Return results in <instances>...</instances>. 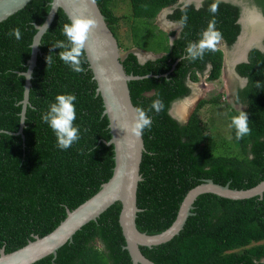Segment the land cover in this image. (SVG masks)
Wrapping results in <instances>:
<instances>
[{
	"label": "trees",
	"instance_id": "16d2710c",
	"mask_svg": "<svg viewBox=\"0 0 264 264\" xmlns=\"http://www.w3.org/2000/svg\"><path fill=\"white\" fill-rule=\"evenodd\" d=\"M51 1L31 0L0 22V252L2 248L11 252L36 235L52 231L68 209L98 192L114 171V145L106 142L112 136L109 118L103 112V98L97 93V81L86 53L82 58L85 71L76 73L59 59L61 49L52 46L57 39H66L61 29L70 19L62 8L42 37L25 126L23 134L19 133L25 90V75L20 72L28 68L36 24L46 19ZM117 1L97 0L120 47H124L125 69L138 75L153 74L130 81L133 102L145 110L157 98L164 103L160 113H147L152 126L143 133L146 148L141 163L143 179L138 187V206L142 209L137 216L138 228L155 234L174 222L187 192L206 178L238 189L264 180V51L254 48L250 61L238 68L249 79L239 98L247 102L244 111L251 134L238 140L233 129L240 154H220L198 113L205 103H218L219 99L201 101L187 122L171 113L173 103L190 93L189 77L198 81V72H203L208 64H212L211 80L221 76V48L206 52L203 60H181L187 44L197 41L213 19L208 11L213 0H206L200 8L191 4L175 9L171 19L181 21L186 16L187 21L172 46L167 33L153 20L179 0H123L130 6L127 14H118ZM253 1L264 12V0ZM239 17V6L219 1L216 28L230 45L241 31ZM142 26L145 30L140 33ZM16 27L21 30L20 40L8 35ZM159 36L163 38L156 43ZM134 48L165 54L141 62ZM49 54L53 63L47 66ZM64 93L76 96L74 126L79 127L81 137L69 149L60 150L41 114L57 94ZM121 209L122 204L117 201L97 220L78 230L57 255L50 254L32 264H133L124 247ZM140 247L158 264H264V196L231 199L214 193L201 194L178 235L159 245ZM239 248L244 250L238 252Z\"/></svg>",
	"mask_w": 264,
	"mask_h": 264
},
{
	"label": "water",
	"instance_id": "95a60500",
	"mask_svg": "<svg viewBox=\"0 0 264 264\" xmlns=\"http://www.w3.org/2000/svg\"><path fill=\"white\" fill-rule=\"evenodd\" d=\"M30 1L0 0V22L25 7ZM196 1L200 5L203 0ZM50 4L51 8L44 22L36 24L37 32L31 44L32 52L28 59V68L26 71L20 72L25 75V90L19 133L23 134L25 126L27 106L30 104L33 72L37 65L38 55L41 53V40L54 21L59 8L65 11L69 19L74 16L91 17L96 20V26L89 33L85 53L89 67L93 71V77L97 81V93L101 94L103 98V112L109 118L112 136L106 142L114 145L115 166L112 176L102 184L98 192L76 208L68 209L66 217L52 231L43 236L36 235L34 240H30L24 246L11 252H6L2 248L0 264H32L50 254L57 255L58 249L68 241L73 240L78 230L90 221L97 220L117 201L122 204L119 222L126 239L124 247L129 250L133 264H158L148 258L140 246L159 245L178 235L184 228L189 216L193 214L194 203L201 194L214 193L231 199H245L257 195L263 198L264 180L253 187L238 189L232 188L229 183L223 185L215 182L212 178H206L187 192L176 219L167 229L155 234L141 231L137 225L138 212L142 210L138 206V187L139 182L143 179L141 163L146 148L145 141L143 135L137 139L127 134L122 129V125L132 119L137 108L132 99L130 81L153 74L138 75L126 71L122 62L118 38L108 25L106 15L102 12L97 0H52ZM243 7L239 18L242 31L233 44V48L240 43L242 38L249 37L251 29H247V33H245L246 28L243 22L244 16L249 10L258 9L264 18V13L258 7L251 8L247 5ZM263 38L264 35L249 46L247 50L252 47L264 49ZM135 53L140 61L144 62L145 58L140 57L138 52L135 51ZM175 65L176 63L173 68Z\"/></svg>",
	"mask_w": 264,
	"mask_h": 264
},
{
	"label": "clouds",
	"instance_id": "9594fccd",
	"mask_svg": "<svg viewBox=\"0 0 264 264\" xmlns=\"http://www.w3.org/2000/svg\"><path fill=\"white\" fill-rule=\"evenodd\" d=\"M141 7L147 9L148 5H141ZM172 7L173 6L166 7L159 13V14L161 13L164 14L170 24H172V21L171 18H168L167 14L172 11ZM218 7H219V0H213V2L209 5L208 8V11L213 14V19L209 21L207 27L200 33V37L197 41L189 42L187 44L185 48L186 54L181 57V60H188L190 62L195 61L197 59L203 60L206 52H215L218 50V48H221L223 50V48L220 47L219 45L222 41V33L216 28L215 14L218 12ZM165 9L167 10L164 11ZM260 18L261 16L259 10L254 9L253 22L259 20ZM186 21H187V17L185 16L181 20V23L182 24L186 23ZM44 26L47 27V25ZM95 26H96V20L91 17L74 16L70 19V22L64 23L62 26L61 33L66 39L63 40L57 39L52 44L53 48L61 49V51L58 54L59 59L62 60L65 65L69 66L70 69L76 73H83L85 71L84 67L82 66L85 61L82 58L85 56L86 43L88 40L89 33ZM164 32H166L167 33L166 35H168L170 46L174 45L175 39L178 38L177 34H174L175 27L170 32L168 31H164ZM8 35L14 36L16 40H20L22 38L21 30L19 27L11 29L8 32ZM229 49L230 48L227 47L228 51ZM142 51H146V50H142ZM147 52H152V51H147ZM138 53L140 54V57H142L141 52ZM225 53L226 52H224V54ZM151 54L153 56L145 58L144 61L159 57V56L157 57L155 56L159 53L153 52ZM46 61H47V66H50L53 63V58L51 54H49L46 57ZM222 74H223V70L221 75ZM198 76H199L198 81H194L189 77L188 79L189 86H192V84H195L196 82L200 81L201 78L200 72H198ZM208 79L211 80L209 77ZM170 80L171 79H169V82ZM75 100H76V96L74 94L71 93L57 94L55 96L54 102L49 103L48 110L41 114L42 120L53 131L56 137V146L60 150L69 149L81 137L79 127L74 126V121L76 119V108L74 104ZM163 109H164V103L159 98L153 100L147 110L141 107H137L135 109L132 119L130 121H126L122 125V129L127 134L139 139L143 135L144 130L150 129L152 126V119L147 113L154 111L155 113L158 114L161 111H163ZM248 121H249L248 115L243 110H240L237 115H233L231 117V122L229 127L234 129L236 139L238 140L243 139L245 136L251 134V128L249 127ZM4 134L8 135V132H5Z\"/></svg>",
	"mask_w": 264,
	"mask_h": 264
},
{
	"label": "rangeland",
	"instance_id": "374dc122",
	"mask_svg": "<svg viewBox=\"0 0 264 264\" xmlns=\"http://www.w3.org/2000/svg\"><path fill=\"white\" fill-rule=\"evenodd\" d=\"M240 1V0H238ZM244 3L249 7H260L253 0H243ZM117 12L118 14L130 13V6L126 1L119 0L117 1ZM262 11V10H261ZM263 12V11H262ZM163 14H159V16ZM264 15V14H263ZM157 19L154 20V22ZM159 21L155 22L158 23ZM128 27V26H126ZM144 26L140 30V33H143ZM158 33V32H157ZM161 34V33H159ZM128 36V35H127ZM163 38V37H162ZM162 38L155 39L156 41H161ZM165 40V39H164ZM126 43L130 42V39H125ZM154 43V42H153ZM157 43V42H156ZM220 47L224 48L225 52L228 50L223 44H219ZM121 49V55L124 54V47ZM137 52H141L142 58H148L153 56L147 51H140L139 49L134 48ZM230 52V51H229ZM233 62L229 57V54L225 56L223 74L217 80H209L208 85L205 89L202 88L201 82H196L191 86V92L173 103L171 108V113L177 117L182 122H187L191 114L196 110L199 102L205 100L209 101L210 99L217 98L219 99L218 103L208 102L199 109L198 113L202 120L205 122V125L208 128V133L213 136V139L216 141L218 146V153L220 154H240L239 146L233 138V129L229 127L231 122V117L236 115V103H233V89L237 88L240 81H237L236 75L231 72V69L228 65V62ZM143 61V60H142ZM234 64V63H232ZM233 87L231 89L230 87ZM229 91V92H228ZM236 91V90H235ZM190 98V99H189ZM194 100V101H193ZM199 100V101H198ZM240 108V107H239ZM240 111V110H238ZM97 245H101V242L96 241ZM253 244V243H252ZM244 248H239L238 252H242Z\"/></svg>",
	"mask_w": 264,
	"mask_h": 264
},
{
	"label": "flooded vegetation",
	"instance_id": "af4514ba",
	"mask_svg": "<svg viewBox=\"0 0 264 264\" xmlns=\"http://www.w3.org/2000/svg\"><path fill=\"white\" fill-rule=\"evenodd\" d=\"M206 0H203L200 5H198V2L196 0H193V1H188V0H179L173 7H172V11L169 12L167 14L168 18H171L170 16L172 14H174V11L175 9L177 8H186L188 5H195L196 8H200L201 6H203L204 2ZM219 1H223V2H227V3H232L233 5H236V6H239L240 7V16L242 14V11L244 9V5H246L244 3L243 0H219ZM261 9V8H260ZM262 10V9H261ZM250 13H252L254 15V12L253 10H249ZM264 13V12H263ZM240 18V17H239ZM263 18V17H262ZM172 21V29L175 27V32L174 34H177V37H179L183 31V28H184V24L181 23V21L177 20V19H171ZM239 21V20H238ZM240 23V22H239ZM248 29H251L249 26H248ZM254 29L255 30H259V34H254V42H257L260 38V36L264 33V22L262 21V19H259V20H256L254 22ZM242 31V29H241ZM240 31V33H241ZM251 32V31H250ZM250 35V34H249ZM263 44H264V38H263ZM220 44H223L226 48L229 47V51H228V54H229V57L231 58L232 60V53L233 51L236 49L237 45L233 48V44H228L225 40L222 39L221 43ZM253 45V44H252ZM249 46H247L248 48ZM247 48L243 51V54L241 56V58L233 61V62H229L227 59V62H228V65L231 69V72H233L235 75H236V79L237 81H240L239 82V85L237 88L233 89V87L231 86L230 88L233 89V97H232V100H233V103H236V106L239 105L238 107H236V110H246L248 105H247V102L246 100L242 99V98H239V92L245 87L247 86L248 84V77L246 76H242L239 72V65L241 63H244V62H249L250 61V54H251V51L254 49V48H257V49H260L262 51H264V49H261L259 47H252V48H249V50H247ZM224 50V48H223ZM247 51V52H246ZM225 52V51H224ZM246 53V54H245ZM227 54V51L226 53L224 54V57L228 55ZM225 61V59H224ZM234 63V64H232ZM211 69H212V64H208V67L203 71V72H200V82L202 83L201 86L203 89L206 88V86L208 85V77L210 75V72H211ZM191 87V86H190ZM236 90V91H235ZM191 92V91H190ZM229 92V91H228ZM199 101V100H198ZM176 102V101H175ZM200 103V102H199ZM240 107V108H239ZM239 112V111H238ZM177 118V117H176Z\"/></svg>",
	"mask_w": 264,
	"mask_h": 264
},
{
	"label": "bare ground",
	"instance_id": "6f19581e",
	"mask_svg": "<svg viewBox=\"0 0 264 264\" xmlns=\"http://www.w3.org/2000/svg\"><path fill=\"white\" fill-rule=\"evenodd\" d=\"M253 12H254V10H253ZM260 19H262V21L264 22V18H262V16H261ZM253 20H254V15L248 11V13L244 16L243 22H244V25H245V28H246L245 29V33H247L248 26L251 28V32H250L249 37L242 38L240 43L237 44L236 49L232 53V61H235V60L241 58V56L244 55L243 51L247 48V46H251L252 44L255 43L254 42V34L255 33L259 34L260 32H259V30H255L254 29ZM262 35H264V33Z\"/></svg>",
	"mask_w": 264,
	"mask_h": 264
},
{
	"label": "crops",
	"instance_id": "0c3cea01",
	"mask_svg": "<svg viewBox=\"0 0 264 264\" xmlns=\"http://www.w3.org/2000/svg\"><path fill=\"white\" fill-rule=\"evenodd\" d=\"M156 19L157 20L155 22L159 21L158 23H156L157 26H159L162 30L168 31V32H170L172 30V26H171V24L169 23V21L167 20V18H166V16L164 14L162 16L161 15L158 16ZM162 54H165V53L162 52V53H159V54H157L155 56L156 57L157 56H161Z\"/></svg>",
	"mask_w": 264,
	"mask_h": 264
}]
</instances>
